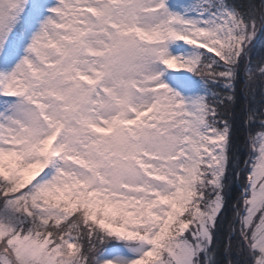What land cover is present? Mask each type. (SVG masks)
Masks as SVG:
<instances>
[{"label": "snow or ice", "instance_id": "snow-or-ice-1", "mask_svg": "<svg viewBox=\"0 0 264 264\" xmlns=\"http://www.w3.org/2000/svg\"><path fill=\"white\" fill-rule=\"evenodd\" d=\"M0 264H264V0H0Z\"/></svg>", "mask_w": 264, "mask_h": 264}, {"label": "trees", "instance_id": "trees-1", "mask_svg": "<svg viewBox=\"0 0 264 264\" xmlns=\"http://www.w3.org/2000/svg\"><path fill=\"white\" fill-rule=\"evenodd\" d=\"M246 155V154H245ZM232 193H233V196L235 197L236 195H238V189L234 186L233 189H232ZM231 215V213H230ZM227 227V224H225V228ZM221 259H224L223 256L220 257Z\"/></svg>", "mask_w": 264, "mask_h": 264}, {"label": "rangeland", "instance_id": "rangeland-1", "mask_svg": "<svg viewBox=\"0 0 264 264\" xmlns=\"http://www.w3.org/2000/svg\"><path fill=\"white\" fill-rule=\"evenodd\" d=\"M245 154H247V151L245 150ZM235 187L237 188V189H239V183H237L236 185H235Z\"/></svg>", "mask_w": 264, "mask_h": 264}]
</instances>
